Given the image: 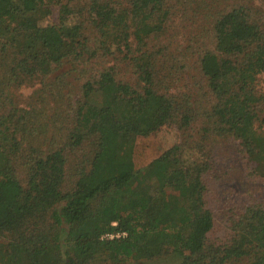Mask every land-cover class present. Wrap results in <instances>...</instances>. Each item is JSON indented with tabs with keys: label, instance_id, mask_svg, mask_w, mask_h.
<instances>
[{
	"label": "trees",
	"instance_id": "obj_1",
	"mask_svg": "<svg viewBox=\"0 0 264 264\" xmlns=\"http://www.w3.org/2000/svg\"><path fill=\"white\" fill-rule=\"evenodd\" d=\"M129 1L117 10L105 0H0V264H264V206L234 207L233 234L222 244L211 240L216 191L208 176L217 162L212 144L206 151L210 136L230 139L236 162L264 181V132L256 129L264 30L244 8L219 16L215 49L200 60L211 106L197 114L190 97L156 89L151 57L137 65V88L113 68L97 75L80 68L99 46L105 56L115 44L130 50V36L143 46L160 30L154 21L168 0ZM49 4L60 6L59 23L44 28ZM90 29L101 37L92 53ZM76 74L90 76L62 109V87ZM37 79L48 81L54 103L42 117L10 98L12 87ZM62 115L72 119L63 142ZM199 115L201 138L186 141L194 153L180 143L136 168L137 138L173 124L190 128ZM76 152L71 186L67 167ZM118 234L125 236L106 237Z\"/></svg>",
	"mask_w": 264,
	"mask_h": 264
},
{
	"label": "rangeland",
	"instance_id": "obj_2",
	"mask_svg": "<svg viewBox=\"0 0 264 264\" xmlns=\"http://www.w3.org/2000/svg\"><path fill=\"white\" fill-rule=\"evenodd\" d=\"M89 0H81V4ZM111 2L117 10L130 7L129 0H105ZM50 14L43 19L42 24L46 27L57 25L60 17V6L49 4ZM235 8H244L251 20L256 22L264 30V0H168L160 11L159 19H156L161 27L160 30L145 40L142 46L130 36V50L124 45H111V53L103 55L104 49L99 46V51L88 61L87 65H81L89 73L97 75L102 68H113L116 78L130 84L133 88L143 84L139 79L138 64L142 59L148 57L154 60L155 67L153 76L156 78V89L169 95H177L180 98L190 97L194 104V111L203 113L211 104L208 101V89L205 78L200 69L201 56L206 50H214L215 35L214 25L220 15ZM82 18H80L81 20ZM134 29V28H132ZM132 31V30H131ZM90 36V46L97 48L101 37L95 30L87 32ZM96 43L97 46L95 45ZM70 68L69 65H67ZM59 73L49 78L54 81ZM90 76L73 75L68 79L67 84L62 87L65 105L62 109L70 108L74 104L75 96L81 93V84ZM48 81H45V83ZM45 83L39 79L21 87H12L10 98L14 107L23 108L33 116L42 117L44 113L49 115L48 108L54 106L46 88ZM45 89V93L39 92ZM257 89L264 93V77L258 78ZM58 89H53L57 92ZM63 101V102H64ZM11 107V105H9ZM262 113L260 120L256 123V129L264 132V104L260 105ZM204 118L198 116L197 121L190 128L178 129L173 124L159 130L149 137H139L136 141L134 161L136 168H144L153 160L160 157L165 151L175 145L185 144L189 152H195L192 144L186 143L190 135L193 140L201 138ZM71 117L63 116L59 120L60 137L63 142L66 140L68 129L71 127ZM28 128L32 129V121H27ZM52 132V131H51ZM50 135L42 136V140ZM205 143V142H204ZM207 149L211 148L216 154L215 168L209 176L212 187L216 191V198L211 209L214 213L215 228L211 236L213 242L222 244L233 234V218L238 213L236 210L243 206H264V181L252 173V169L245 164L237 163L234 154L235 143L230 139L216 138L214 135L207 140ZM46 144V143H44ZM81 152L70 154L68 163L67 184L73 186L76 178L75 172L78 164V156ZM77 155V156H76ZM218 164V166H217ZM26 168L18 166V175L25 181ZM111 239V238H109ZM113 264V263H106ZM236 264V263H233Z\"/></svg>",
	"mask_w": 264,
	"mask_h": 264
},
{
	"label": "built area",
	"instance_id": "obj_3",
	"mask_svg": "<svg viewBox=\"0 0 264 264\" xmlns=\"http://www.w3.org/2000/svg\"><path fill=\"white\" fill-rule=\"evenodd\" d=\"M121 236H125V234L107 235L106 237H107V238H111V239H113V238H115V237H121Z\"/></svg>",
	"mask_w": 264,
	"mask_h": 264
}]
</instances>
